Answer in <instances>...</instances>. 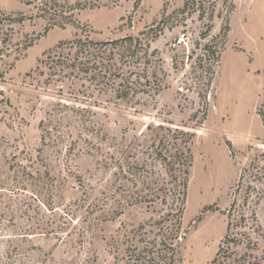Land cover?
<instances>
[{
	"label": "rangeland",
	"instance_id": "1",
	"mask_svg": "<svg viewBox=\"0 0 264 264\" xmlns=\"http://www.w3.org/2000/svg\"><path fill=\"white\" fill-rule=\"evenodd\" d=\"M263 103L264 0H0V264H264Z\"/></svg>",
	"mask_w": 264,
	"mask_h": 264
},
{
	"label": "trees",
	"instance_id": "2",
	"mask_svg": "<svg viewBox=\"0 0 264 264\" xmlns=\"http://www.w3.org/2000/svg\"><path fill=\"white\" fill-rule=\"evenodd\" d=\"M19 22H21V21H19ZM62 27H63V25H62ZM126 42H131L132 43L133 39L126 38V39H122V40H116V41H111V42L99 43V44H97V46L101 45V46L117 47L120 44L126 43ZM72 44H79L80 49H86L90 45V43L88 41L87 42H83L82 40H77L75 43H72ZM260 116L262 117L263 123H264V103L262 104V107L260 109ZM188 157H189V159H191V156H188ZM181 211L182 210H180V212ZM176 248H177V245L175 246L173 244H168L166 242L162 243V250H164V251L174 252Z\"/></svg>",
	"mask_w": 264,
	"mask_h": 264
},
{
	"label": "built area",
	"instance_id": "3",
	"mask_svg": "<svg viewBox=\"0 0 264 264\" xmlns=\"http://www.w3.org/2000/svg\"><path fill=\"white\" fill-rule=\"evenodd\" d=\"M185 37H186V35L184 34V35H183V38H180V39H179V44H182V43H183Z\"/></svg>",
	"mask_w": 264,
	"mask_h": 264
}]
</instances>
